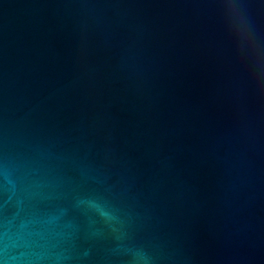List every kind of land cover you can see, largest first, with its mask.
Returning <instances> with one entry per match:
<instances>
[{"label":"water","instance_id":"1","mask_svg":"<svg viewBox=\"0 0 264 264\" xmlns=\"http://www.w3.org/2000/svg\"><path fill=\"white\" fill-rule=\"evenodd\" d=\"M0 264H264V0H0Z\"/></svg>","mask_w":264,"mask_h":264}]
</instances>
